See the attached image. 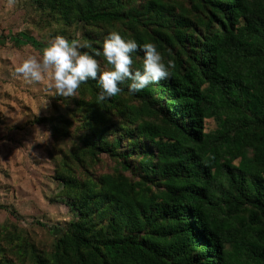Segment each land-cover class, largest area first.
Returning <instances> with one entry per match:
<instances>
[{
    "label": "trees",
    "instance_id": "obj_1",
    "mask_svg": "<svg viewBox=\"0 0 264 264\" xmlns=\"http://www.w3.org/2000/svg\"><path fill=\"white\" fill-rule=\"evenodd\" d=\"M30 1L82 30L81 51L118 31L174 66L138 93L101 101L89 78L59 99L78 122L55 167L76 217L50 249L11 234L0 264H264V0Z\"/></svg>",
    "mask_w": 264,
    "mask_h": 264
},
{
    "label": "rangeland",
    "instance_id": "obj_2",
    "mask_svg": "<svg viewBox=\"0 0 264 264\" xmlns=\"http://www.w3.org/2000/svg\"><path fill=\"white\" fill-rule=\"evenodd\" d=\"M30 5V0H0L1 55L8 56L14 67L29 56L40 57L57 35H76V40L82 41V30H64L56 15L50 17ZM9 63L3 66L13 76L16 68ZM14 80H7L6 92L1 93L4 103H0V244L10 242L11 234L17 233L39 248L50 249L59 228L76 217L58 197L61 184L55 178V167L62 151L72 145L73 137L65 133H73L78 122L60 102L63 96L51 86V77L30 81L19 75L18 81ZM56 103L61 108L56 110ZM63 116L73 121V126L64 124ZM207 127L214 129L216 122L207 121ZM111 167L112 161L103 156L91 171L105 173Z\"/></svg>",
    "mask_w": 264,
    "mask_h": 264
},
{
    "label": "clouds",
    "instance_id": "obj_3",
    "mask_svg": "<svg viewBox=\"0 0 264 264\" xmlns=\"http://www.w3.org/2000/svg\"><path fill=\"white\" fill-rule=\"evenodd\" d=\"M82 47L85 46L76 39L57 35L43 48L40 57H27L15 71L30 81L51 77V86L62 96L75 95L81 83L89 78L97 80L98 99L102 101L119 94L123 85H127L129 92L138 93L168 77L174 66L171 59L165 62L155 43L140 44L135 39H125L118 31H110L95 54L81 51ZM138 49L143 52L142 68L134 66ZM101 55L111 65L109 70L101 69L97 59Z\"/></svg>",
    "mask_w": 264,
    "mask_h": 264
},
{
    "label": "crops",
    "instance_id": "obj_4",
    "mask_svg": "<svg viewBox=\"0 0 264 264\" xmlns=\"http://www.w3.org/2000/svg\"><path fill=\"white\" fill-rule=\"evenodd\" d=\"M3 30H5V29H3ZM3 42L0 44V103L2 104V103H4V98L1 96V93L2 92H6V91H4V89H7V84H9L8 82H7V80H14V79H12V78H14L15 77V80H17L18 81V79H19V75L20 74H17L16 72H15V74L13 75V76H11V73L9 72L10 71V69L8 68V67H4L3 66V63L4 62H7V63H9L8 61L10 60L9 58H8V56H3V55H1V51L3 52L4 51V49L2 48L3 46ZM5 47V46H4ZM7 53H9V51H6V54ZM15 53H17L16 51L14 52V54ZM4 60V61H3ZM10 65L12 64V61L10 60V63H9ZM16 67H14L13 66V64H12V69H15ZM14 80V81H15ZM9 89H11L10 87H9ZM3 99V100H2ZM0 109H1V107H0Z\"/></svg>",
    "mask_w": 264,
    "mask_h": 264
}]
</instances>
